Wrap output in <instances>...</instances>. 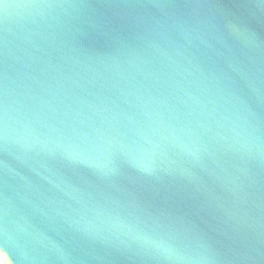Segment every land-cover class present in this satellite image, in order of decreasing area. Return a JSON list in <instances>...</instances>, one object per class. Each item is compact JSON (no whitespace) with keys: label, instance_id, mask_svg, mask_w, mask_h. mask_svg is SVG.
Returning a JSON list of instances; mask_svg holds the SVG:
<instances>
[{"label":"water","instance_id":"1","mask_svg":"<svg viewBox=\"0 0 264 264\" xmlns=\"http://www.w3.org/2000/svg\"><path fill=\"white\" fill-rule=\"evenodd\" d=\"M11 264H264V0H0Z\"/></svg>","mask_w":264,"mask_h":264},{"label":"bare ground","instance_id":"2","mask_svg":"<svg viewBox=\"0 0 264 264\" xmlns=\"http://www.w3.org/2000/svg\"><path fill=\"white\" fill-rule=\"evenodd\" d=\"M0 264H11L7 256L0 250Z\"/></svg>","mask_w":264,"mask_h":264}]
</instances>
